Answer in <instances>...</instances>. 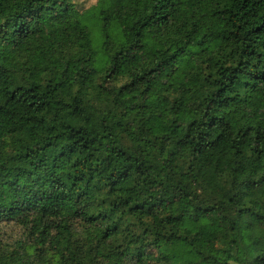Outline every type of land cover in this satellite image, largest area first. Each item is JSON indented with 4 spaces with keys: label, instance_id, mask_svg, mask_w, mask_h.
Returning <instances> with one entry per match:
<instances>
[{
    "label": "clouds",
    "instance_id": "clouds-1",
    "mask_svg": "<svg viewBox=\"0 0 264 264\" xmlns=\"http://www.w3.org/2000/svg\"><path fill=\"white\" fill-rule=\"evenodd\" d=\"M0 264H264V0H0Z\"/></svg>",
    "mask_w": 264,
    "mask_h": 264
}]
</instances>
